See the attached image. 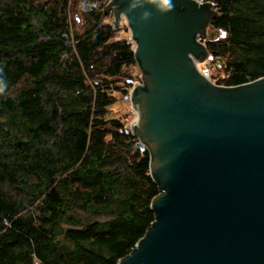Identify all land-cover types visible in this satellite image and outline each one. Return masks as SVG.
Masks as SVG:
<instances>
[{"label": "trees", "instance_id": "trees-1", "mask_svg": "<svg viewBox=\"0 0 264 264\" xmlns=\"http://www.w3.org/2000/svg\"><path fill=\"white\" fill-rule=\"evenodd\" d=\"M106 1L0 0V264H115L153 219L148 152L110 110L137 66ZM214 3L208 64L263 76L264 0Z\"/></svg>", "mask_w": 264, "mask_h": 264}, {"label": "water", "instance_id": "water-1", "mask_svg": "<svg viewBox=\"0 0 264 264\" xmlns=\"http://www.w3.org/2000/svg\"><path fill=\"white\" fill-rule=\"evenodd\" d=\"M214 0H107L140 71L129 122L157 187L153 219L115 264H264V75L218 84L197 63Z\"/></svg>", "mask_w": 264, "mask_h": 264}, {"label": "rangeland", "instance_id": "rangeland-1", "mask_svg": "<svg viewBox=\"0 0 264 264\" xmlns=\"http://www.w3.org/2000/svg\"><path fill=\"white\" fill-rule=\"evenodd\" d=\"M214 7H215V3H214ZM111 16H112L111 12L108 11L106 17L103 20H104V22H107L112 27H115L118 30V34L116 35V37H114V39L121 38L123 36L129 37V30H128L127 26L125 25V20L121 18L119 24H117L118 26H115L113 21H112ZM206 32L211 33L210 34L211 36L213 35V33L210 30L209 31L206 30ZM129 39H130V37H129ZM210 58H211V56L208 55L207 59L204 62L197 63L198 69L202 73H204V72L208 73V76H209L211 81H213L215 83L218 82V84H224V81L222 80V73L219 72L221 69L218 68L217 66H215L216 65L215 63H212L211 65L208 64ZM139 75H140V71L137 69V75L135 74L134 82L139 81ZM224 85H226V84H224ZM110 110L113 113H115L116 115L120 116L124 121H126L127 126L129 128H131L129 126V122L133 118H135L136 112L130 104V101L128 99V94L118 95L117 101L110 107Z\"/></svg>", "mask_w": 264, "mask_h": 264}, {"label": "clouds", "instance_id": "clouds-1", "mask_svg": "<svg viewBox=\"0 0 264 264\" xmlns=\"http://www.w3.org/2000/svg\"><path fill=\"white\" fill-rule=\"evenodd\" d=\"M161 3L164 5H167L169 3V0H161ZM0 90H2V89H0Z\"/></svg>", "mask_w": 264, "mask_h": 264}, {"label": "built area", "instance_id": "built-area-1", "mask_svg": "<svg viewBox=\"0 0 264 264\" xmlns=\"http://www.w3.org/2000/svg\"><path fill=\"white\" fill-rule=\"evenodd\" d=\"M112 17V16H111ZM112 21H113V19H112Z\"/></svg>", "mask_w": 264, "mask_h": 264}]
</instances>
